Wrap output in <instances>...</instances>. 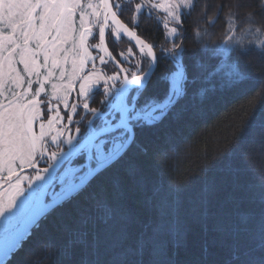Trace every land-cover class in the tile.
<instances>
[{"label":"snow or ice","instance_id":"obj_1","mask_svg":"<svg viewBox=\"0 0 264 264\" xmlns=\"http://www.w3.org/2000/svg\"><path fill=\"white\" fill-rule=\"evenodd\" d=\"M235 7L252 19L264 0ZM199 8V0H0V264H17L34 235L63 217L58 235L41 242L51 264H264V176L258 191L225 190L206 168L198 182L177 179L166 175L170 139L155 154L147 141L165 121L198 112L209 91L245 79L233 60L245 46L231 8L227 43L210 51L216 63L189 64L184 25ZM149 18L163 43L144 33ZM215 19L205 8L192 21L197 43L200 21ZM121 37L130 46L113 54L106 38ZM153 155L148 175L141 158Z\"/></svg>","mask_w":264,"mask_h":264},{"label":"trees","instance_id":"obj_2","mask_svg":"<svg viewBox=\"0 0 264 264\" xmlns=\"http://www.w3.org/2000/svg\"><path fill=\"white\" fill-rule=\"evenodd\" d=\"M238 2L255 4V0H199L200 8L187 18L184 25L186 34L183 41L189 64L195 59L210 64L216 63V60L211 58L210 51L214 45L219 47L227 43L225 37L229 35L230 8L235 13L237 28L243 29L238 34L253 26L259 28L264 36V11H256L254 18L249 19L246 17L247 8L235 7ZM205 8L207 14L216 19L211 25L200 21L202 40L197 43L193 35L196 26L192 21L197 19L200 11ZM143 29L149 36L159 37L156 25L145 21ZM159 39L163 43V38ZM117 40L108 41L113 54L124 51L123 42L128 41L126 38ZM255 40L261 46H258ZM261 42H264V38L257 30L254 34L245 35L242 37L244 51L233 56L234 61H239L245 79L232 87H217L215 92L209 91L198 112L193 114L190 110L182 115L179 121L169 119L158 132L149 134L147 141L154 154L165 151L167 146L163 141L170 139V152L166 158L169 168L166 175L171 174L177 179L189 175L198 182L201 169L206 168L208 175L222 181L225 190H231L233 184L238 185L241 191L259 190L258 181L264 176V117H261L264 113V54H261L264 43ZM204 43L208 45L209 52L201 51ZM195 91L190 88V95ZM193 103L201 104L199 96L195 97ZM254 111L256 120L251 121ZM141 162L146 174L152 175L156 171L155 155L151 158L142 157ZM42 165L44 166L43 163ZM226 166H231L233 171L226 173ZM166 175L162 173L161 180H165ZM61 219L67 221V217L55 218L48 221L34 235L17 257V264H51L41 242L45 238L58 235L57 228ZM197 233L198 229L189 237L192 250L199 242Z\"/></svg>","mask_w":264,"mask_h":264},{"label":"rangeland","instance_id":"obj_3","mask_svg":"<svg viewBox=\"0 0 264 264\" xmlns=\"http://www.w3.org/2000/svg\"><path fill=\"white\" fill-rule=\"evenodd\" d=\"M84 2L86 3V2H88V0H84ZM92 2H93V3H98L99 0H92ZM233 22L235 23L234 20H233ZM77 24H78V21H77ZM228 27H229V26H228ZM257 29H259V28H256V27H253V26H249V27L246 29V31H245L244 33H242V34H238V35H240L241 37H244L245 35L254 34V33L256 32ZM258 32H259V33L262 35V37L264 38V36H263V34L261 33V30H260V29H259ZM98 42H99L98 40H93V39H91V38H90L89 41H88L89 44H96V43H98ZM255 42H256V44H258V46H261V44H259L257 40H255ZM89 51L92 53L93 56H96V55H97V50H93V49L90 48ZM100 54H102V53H100ZM66 68H67L68 72L70 73V72H71V60H69V63L66 65ZM56 76L59 77V72L56 73ZM54 82L59 83L60 81L57 80V81H54ZM67 82H68L67 80H64V81H63V83H65V84H66ZM33 87H35V85H34ZM46 90L48 91V93L51 94V89H50V88H47ZM50 94H49V95H50ZM41 99H47V97L42 96ZM53 102H54V101H53ZM45 119H46V117H45ZM29 172H31V171H29ZM0 195H4L2 189H0Z\"/></svg>","mask_w":264,"mask_h":264},{"label":"flooded vegetation","instance_id":"obj_4","mask_svg":"<svg viewBox=\"0 0 264 264\" xmlns=\"http://www.w3.org/2000/svg\"><path fill=\"white\" fill-rule=\"evenodd\" d=\"M148 22V23H151L152 25H156L157 27H159L158 25H157V23L154 21V20H152L151 18H149V19H146V20H144V22ZM144 22H143V24H144ZM143 24H142V27H143ZM142 38H144L143 36H142ZM123 39V37H121L120 38V40H122ZM110 40V38H107V42ZM115 40V39H114ZM117 41H119V39L117 40ZM149 42H151V41H149ZM108 45H109V43H108ZM123 45H124V51H126V49L130 46V44L128 43V41H125V42H123ZM110 48V47H109ZM111 50V49H110ZM103 54V53H102ZM106 59H107V57H106ZM110 69L113 67L111 64H109V66H108ZM41 167H44V166H46V165H40Z\"/></svg>","mask_w":264,"mask_h":264},{"label":"water","instance_id":"obj_5","mask_svg":"<svg viewBox=\"0 0 264 264\" xmlns=\"http://www.w3.org/2000/svg\"><path fill=\"white\" fill-rule=\"evenodd\" d=\"M123 38H126V37H123ZM106 46L108 47L109 51H111L110 48H109L108 42H107V38H106ZM28 171H31V170H28ZM60 195H62V194H60Z\"/></svg>","mask_w":264,"mask_h":264}]
</instances>
